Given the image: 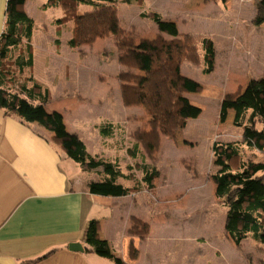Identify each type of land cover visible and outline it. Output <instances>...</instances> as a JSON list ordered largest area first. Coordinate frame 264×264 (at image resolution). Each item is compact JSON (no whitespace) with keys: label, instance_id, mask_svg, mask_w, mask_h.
I'll return each instance as SVG.
<instances>
[{"label":"rangeland","instance_id":"374dc122","mask_svg":"<svg viewBox=\"0 0 264 264\" xmlns=\"http://www.w3.org/2000/svg\"><path fill=\"white\" fill-rule=\"evenodd\" d=\"M139 2L117 0L116 3L120 25L128 30L132 28L137 39L153 38L157 34L156 23L140 15L141 12L154 11L166 20L175 21L181 34L211 39L215 58L214 69L209 74L203 73L205 66L201 45L197 47L196 62L181 61V73L202 85L200 92L186 94L190 103L200 111L196 116L189 117L185 128L176 131L173 137L160 135L159 147L152 156H148L145 150L144 160L137 156L149 169L155 166L159 170V178L153 181L155 190L142 187V202H129L122 210L123 216L130 212L139 214L143 219L141 221L150 228L149 235L138 241V264H264V244L257 242L252 233L239 246H235L227 237L224 231L227 207L218 202L214 194L215 185L210 178L217 168L211 149L214 141H231L239 146L240 157L233 163L234 170L241 162L259 161L264 155V151L249 148L243 143L242 128L233 124L232 110H229L224 123L218 119L219 104L224 93L233 91V88L235 90L237 84L241 83L234 82L233 87L232 78L239 76L241 81L244 77L250 80V74L253 75L251 79H259L263 75L264 21L257 25L255 20L264 11L258 7V0H227L225 3L221 0ZM91 7V4L77 0L71 1L68 7L62 6L59 0H48L43 8L40 6L32 28L36 42L34 48L31 47L33 64L22 72L13 64L19 53H26L24 47L27 40L24 39L5 61V68L10 71V79L5 86L17 90L22 82H26L28 87L34 82L42 85L48 90L53 108L75 125L73 130L86 138L90 151L104 152L109 145L105 146L103 142L110 141L106 140L110 136L103 132L106 127L104 119L129 118L131 133L136 127L149 129L147 122L150 119L142 106L130 107L125 111L126 107L118 103L114 82L118 81L116 75L119 70L125 68L117 62L113 43L101 38L91 47L73 49L66 43L56 41L61 52L53 59L39 48L48 45L46 42L51 37H70L74 16ZM64 16L67 19H63ZM199 37L197 41L201 43ZM55 44L52 46L56 47ZM81 52L84 55H80ZM78 74L87 78L83 87L77 84ZM29 76H33L34 81H30ZM100 81H108L109 89H102ZM69 93L78 95L81 102L70 104L58 101L59 97ZM87 97L91 99L87 100ZM135 119L139 120L140 126ZM113 134V141L127 142L121 146H130L135 140L130 135L125 138L120 130ZM127 160L125 157L122 159V169ZM69 162L79 169L72 160L69 159ZM127 170L125 168L126 173ZM86 174L83 173L82 177L90 176ZM90 174L96 179L100 178L94 172ZM135 185L137 189L142 186L138 183ZM153 195L161 198L157 211Z\"/></svg>","mask_w":264,"mask_h":264},{"label":"trees","instance_id":"16d2710c","mask_svg":"<svg viewBox=\"0 0 264 264\" xmlns=\"http://www.w3.org/2000/svg\"><path fill=\"white\" fill-rule=\"evenodd\" d=\"M25 1L6 0L4 28L0 33V107L26 122H38L53 133L54 140L68 158L78 163L82 170L99 175V179L86 183L90 193L114 197L130 194L138 187L130 188L117 182L118 178L127 177L118 164L88 153L82 138L66 130L62 113L45 109L49 101L46 89L42 92V86L36 82L31 87L22 82L17 90L5 86L10 79V71L4 66L5 61L24 39L27 40L26 53H19L13 64L19 72L33 64L30 44L33 20L23 9ZM68 1L59 0V3L68 7L74 0ZM77 1L91 4L92 7L74 16L73 33L67 44L73 49L91 47L101 38H107L113 43L117 62L125 68L120 69L116 75L122 104L125 107L142 106L150 117L147 122L149 129L136 127L133 131L135 147L142 145L148 156H152L159 147L160 135L173 137L176 131L185 128L189 117L199 113V108L190 103L186 94L200 92L202 85L183 75L180 63L183 60L196 62L197 47L201 45L205 66L203 73H211L215 58L212 41L207 37L181 34L174 21L166 20L154 11L141 12L140 15L156 23L157 34L153 38L137 39L132 28L128 30L120 25L117 0ZM221 1L225 3L227 0ZM257 5L264 11V0H258ZM63 19H67V16ZM263 21L264 12L256 18L255 23L260 25ZM198 37L201 43L197 41ZM29 80L34 81L32 76H29ZM229 110L234 111L233 124L242 128L243 143L263 152L264 76L249 80L244 88H238L235 92H225L219 104L220 122L226 120ZM247 112L249 114L246 118ZM105 125L103 132L110 135L112 126ZM211 149L217 168L210 178L215 185L214 194L218 202L227 207L224 225L227 237L235 246H239L252 233L257 242L264 244V159L241 162L234 170L233 163L240 157V148L236 142L214 141ZM144 169L142 181L146 187L151 188L153 181L159 177V170L155 166ZM98 231V220L90 219L84 233L85 242L97 254L110 258L115 264H124L111 253L107 242L100 239ZM129 232L144 238L148 225L133 218ZM130 255L132 258L137 255L133 247H130Z\"/></svg>","mask_w":264,"mask_h":264},{"label":"crops","instance_id":"0c3cea01","mask_svg":"<svg viewBox=\"0 0 264 264\" xmlns=\"http://www.w3.org/2000/svg\"><path fill=\"white\" fill-rule=\"evenodd\" d=\"M143 1L144 4L145 0ZM45 3H48V0L25 1L23 9L32 18L33 26L36 12L40 6L43 8ZM5 7L6 0H0V33L4 28ZM44 24L41 21V25L45 27ZM72 33L70 37H51L46 42L48 45L39 48L41 51H46L49 58L53 59L61 52L55 42L67 44ZM53 43L56 47L52 46ZM30 44L31 47L36 44L33 33ZM261 74H263L261 77L264 76V71ZM78 76L77 84L83 87L87 78L81 77L80 74ZM250 77L252 78L253 75L250 74ZM232 79L234 80L232 86L234 82L241 83H238L235 90L233 88L231 92L244 88L249 82L247 77L242 78L241 81L239 76ZM114 83L118 92V103L125 107L120 96V84L118 81ZM100 84L102 89H109L108 81H100ZM44 90L42 86L41 91ZM89 99L91 97H87V100ZM58 101L70 104L81 102L78 95L72 96L71 93L62 95ZM129 108L126 107L125 111ZM45 109L56 110L53 108L50 97ZM136 121L139 124V120ZM63 122L66 130L75 132L82 138L88 153L99 155L105 160L118 164L121 172L127 177H120L123 180L118 178L117 182L130 188L137 183L142 186L121 197L90 193L86 183L97 179L66 156L64 150L54 140L51 131L38 122H26L16 114L7 113L0 107V264H113V260L97 254L85 242L84 233L90 219L98 220L99 237L107 242L114 256L120 258L124 264H138L137 244L149 235L150 228L144 238L131 234L129 228L132 219H143L139 214L134 215L131 212L123 216L122 210L129 202L133 204L137 201L142 202L140 200L144 196L142 187H145L142 178L144 168L148 166L138 160L137 156H141L144 160V149L139 144L135 147V140L130 146H121L127 142L118 143L112 140L116 130H120L125 138H129L128 135L132 136L129 118L104 119V124L112 126L110 137L106 138L110 141L103 142L105 146L109 145L107 147L109 149L105 148L104 152H91L86 138L80 132L73 130L75 125L66 121L64 116ZM124 157L128 160L126 164H123L124 169H122L121 161ZM69 159L77 164L79 169L71 164ZM263 159L264 155L261 160ZM125 168L128 169L127 173ZM139 170H141L140 173H138ZM83 173L90 176L83 178ZM155 185L153 182V186L147 188L149 191L155 190ZM153 196L157 211L160 208L158 206L161 198ZM70 243L80 244L83 251L70 250L68 247ZM130 247L137 251L135 258L130 255Z\"/></svg>","mask_w":264,"mask_h":264},{"label":"water","instance_id":"95a60500","mask_svg":"<svg viewBox=\"0 0 264 264\" xmlns=\"http://www.w3.org/2000/svg\"><path fill=\"white\" fill-rule=\"evenodd\" d=\"M68 247H69L70 250H74V251H75V250L83 251L81 245L78 244V243H70V244L68 245Z\"/></svg>","mask_w":264,"mask_h":264}]
</instances>
